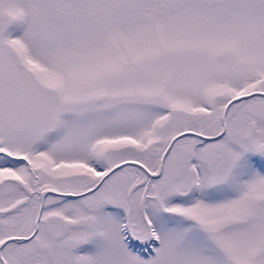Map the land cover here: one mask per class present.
Here are the masks:
<instances>
[{
	"label": "snow or ice",
	"instance_id": "snow-or-ice-1",
	"mask_svg": "<svg viewBox=\"0 0 264 264\" xmlns=\"http://www.w3.org/2000/svg\"><path fill=\"white\" fill-rule=\"evenodd\" d=\"M0 264H264V0H0Z\"/></svg>",
	"mask_w": 264,
	"mask_h": 264
}]
</instances>
